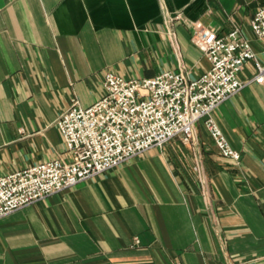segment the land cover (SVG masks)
Wrapping results in <instances>:
<instances>
[{
  "label": "crops",
  "instance_id": "obj_1",
  "mask_svg": "<svg viewBox=\"0 0 264 264\" xmlns=\"http://www.w3.org/2000/svg\"><path fill=\"white\" fill-rule=\"evenodd\" d=\"M264 0H0V174L71 155L57 125L88 107L105 75L211 68L196 23L238 28L264 62L252 19ZM181 18L177 19V13ZM248 60L239 76L256 74ZM240 160L202 118L118 166L0 217V264H264V84L213 112Z\"/></svg>",
  "mask_w": 264,
  "mask_h": 264
},
{
  "label": "built area",
  "instance_id": "obj_2",
  "mask_svg": "<svg viewBox=\"0 0 264 264\" xmlns=\"http://www.w3.org/2000/svg\"><path fill=\"white\" fill-rule=\"evenodd\" d=\"M175 17L180 19L181 13ZM251 24L257 36H264V6ZM192 41L212 62L200 77L190 79L183 70H165L154 77L128 79L110 71L101 99L88 107L74 100L57 119L71 160L53 159L0 174V217L163 146L176 136L191 143L196 139V122L202 118L221 154L240 160V151L230 144L212 112L247 84H264V62L257 59L251 42L238 28L223 36L196 23ZM251 59L256 74L240 78Z\"/></svg>",
  "mask_w": 264,
  "mask_h": 264
}]
</instances>
